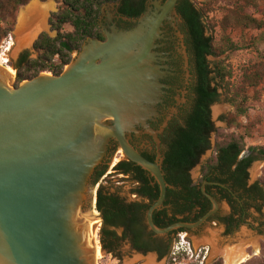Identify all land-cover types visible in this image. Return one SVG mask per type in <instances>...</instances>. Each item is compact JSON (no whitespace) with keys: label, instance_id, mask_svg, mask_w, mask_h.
<instances>
[{"label":"water","instance_id":"1","mask_svg":"<svg viewBox=\"0 0 264 264\" xmlns=\"http://www.w3.org/2000/svg\"><path fill=\"white\" fill-rule=\"evenodd\" d=\"M178 1L150 0L141 18L127 21L129 29L116 27L114 5L105 6L100 18L105 41L86 40L60 76L41 74L16 86L17 73L14 76L0 66V264H97L100 256L108 254L101 243L103 217L96 210L92 175L107 158L112 140L121 149L107 159L110 166L101 185L134 201L136 185L116 175L114 166L125 157L150 173L160 195L148 209L146 222L157 236L178 229L195 233L218 211L219 204L205 193L213 209L200 220L157 228L153 214L162 208L169 186L161 162L147 160L129 143L135 137L137 149L151 151V143L158 142V134L177 114L175 105L183 102L177 96L159 127L151 126L161 117L159 106L168 89L163 81L172 74L167 65L171 59L163 50L172 42L177 54L184 55L176 26ZM209 63L213 69L215 60L209 58ZM214 139L215 133L212 146ZM249 154L245 150L242 156ZM263 163L252 164L250 184L258 182ZM198 169L192 171L194 180ZM222 208L227 212L225 204ZM249 222L250 229L245 226L231 238L212 226L197 234L180 233H186L192 260L207 245L205 264L217 256L233 264L237 248L264 239V207L260 213L251 210ZM117 255L121 264H165L167 259L137 254L126 243Z\"/></svg>","mask_w":264,"mask_h":264},{"label":"trees","instance_id":"2","mask_svg":"<svg viewBox=\"0 0 264 264\" xmlns=\"http://www.w3.org/2000/svg\"><path fill=\"white\" fill-rule=\"evenodd\" d=\"M31 1L0 0V44L12 34L19 10ZM55 1L59 5L58 12L52 14L49 24L51 30L56 32V37L52 38L48 34L40 35L33 46V50L38 54L36 59H30L27 51L20 54L17 61L12 64L17 71L16 86L42 73L60 76L65 67L71 63L73 54L81 51L86 40L104 42L100 17L105 6L119 4L120 15L129 20H137L146 13L148 0ZM220 3L225 5L221 7ZM216 5H219L220 10L223 11V18L219 23L210 20V13L214 11ZM249 9L260 12V18L249 14L247 12ZM176 13L183 21L181 29L185 35L187 52L194 58L191 72L195 74L197 81L192 83L191 89V93L194 94V109L190 113H181L179 118L164 131L163 142L169 145L163 155L161 166L169 188L183 186L181 195L185 208L182 210L191 211L198 194L197 187L190 186L188 172L200 163L201 157L210 149V136L216 132L210 120V106L220 101L219 90H223L225 102L233 106L235 110L222 118V121H225L229 127H239V118L245 117L248 112L249 92L254 91L257 97V88L264 83V61L248 66L244 70L241 84L232 86L229 82L230 72L225 70L222 63L216 64L212 69L209 58H220L230 51L240 49L227 34L229 31H256L259 34L252 40V46L258 49L260 45H264V0H208L202 3L196 0H180L176 6ZM67 27H70L72 31H67ZM218 27L223 33L219 39L216 37ZM215 151L216 155L211 157L204 169V179L201 182L211 181V176L218 175L215 179L217 181L225 184L234 182L236 186L245 187L252 164L258 160H264L262 147L249 148L250 154L240 158L245 148L236 140L217 146ZM143 156L151 162H156L154 155L145 153ZM109 166V163L103 162L92 175V185L98 186L96 210L103 216L105 222V228L102 229L101 234L104 233L107 238L114 239L117 238L115 230L124 227L125 234L121 239L125 240L132 235L135 249L144 254L150 253L152 250L139 245L141 236L137 230L139 224L144 223V212L150 205L144 201L126 204L117 195H110L107 188L100 184L102 178L107 175ZM114 173L128 176L130 182L138 183V187L132 190V194L137 193L144 200L150 199V202L158 200L159 185L154 178H147L149 173L142 167L130 161H121L114 166ZM153 182L157 190L155 194L151 186ZM249 192L252 201L262 202V205L257 207L260 213L264 207V188L261 183L256 182L249 187ZM207 210H204L194 221L185 220L183 223L197 222L209 212ZM153 222L157 228L164 229L177 221L172 219L169 223H164L158 220V215L155 214ZM101 243L103 245L102 240ZM169 252L170 249L159 253L158 260L167 257ZM109 253L113 254L111 251ZM214 264L223 263L218 261Z\"/></svg>","mask_w":264,"mask_h":264},{"label":"flooded vegetation","instance_id":"3","mask_svg":"<svg viewBox=\"0 0 264 264\" xmlns=\"http://www.w3.org/2000/svg\"><path fill=\"white\" fill-rule=\"evenodd\" d=\"M149 7H150V0L147 1V10L149 9ZM119 9H120L119 4H116L113 6V13L116 18L115 19L116 27L120 29H129L131 27V25L127 22L129 21V18L120 15ZM102 14H103V11H102ZM133 20L134 19H132L131 21ZM182 25H183V21L177 14V25H176L177 32L180 33L181 38H182L180 50H183L182 52L184 55L180 56L177 54L175 50V46H174L175 43H172V42L167 43L166 47L163 50L164 53H166L168 57L171 59V61L168 62L167 65L170 66L172 74L163 81V84L166 85L168 89L165 91L162 104L159 106L160 108L159 112H160L161 117L156 120V123H150L151 126L156 127V128L159 127V123L163 122V117L168 112L169 108L173 107L176 104L175 98L177 96L181 95L180 98L181 97L183 98V102L178 105H175L177 106L176 107L177 114L173 115V117L167 123V125L162 130V132L158 134L157 136L158 144L155 142L151 143V151L137 149V147L134 144L136 142L135 137H132V139L129 140L130 145L134 147L140 154L143 155L147 153L148 155H154L156 157V161H160L161 164L163 162V155L165 154L166 148L169 145L168 143L163 142L164 141L163 139L164 131L169 127V125L172 122L176 121L179 118L181 113H190L194 109V102H193L194 94L191 93V89H192V83L196 82L197 78L196 76H194L195 74L193 75V73L191 72L192 71L191 64H194V58L192 55H189L187 52L185 35L182 33V29H181ZM168 30L170 31V33L172 32V29L170 27H168ZM213 105L210 106V120L212 123L213 121H212V116H211V108ZM212 135L210 136V139H209L210 149L207 151V152L211 151V155L208 157V159L204 163H201L202 157L204 156L203 155L200 159V163L188 172L190 186L191 187L196 186L197 187L196 192L198 194V198L196 199V201L193 202L194 203L193 209L191 211L182 210L185 208V202L183 201L182 195H181V193L184 190L183 186L182 185H179L177 187L171 186L170 188L168 187L166 200L162 208L155 211L153 216L155 214L158 215V220H162L164 223H169L172 219L176 220L177 221L176 223H183V221L185 220L194 221L204 210L208 209L209 211H211L213 209L212 202L205 196V193H207L208 195L213 197L214 200L219 204V209L214 214V216L209 220L208 223L200 227L195 233L192 231H190V233L197 234L203 227L212 226L214 228L221 229L222 236L226 238H231L236 233L240 232L241 228L245 226L248 229L251 228V224L249 222L250 211L254 210L255 212H258L257 207L258 205H262V202L260 201L255 202V201H252V199L250 198L251 195L249 192V187L252 185L250 184V178L245 187H241L240 185L236 186L234 182L225 184L220 181H217L215 179H217L218 175L211 176V179H212L211 181L205 180L201 182V180L204 179V169L205 167H207L208 161L211 159L213 155H216V151L214 147L212 146V142H211ZM120 149L121 148L119 144L115 140H112L110 143L109 149H108L107 158L105 159L104 163L106 164L110 163V162H107V159L108 158L112 159V157L115 154L116 156L119 155ZM122 156L124 157V154H122ZM240 158H243V156L241 155ZM121 161H128V160L124 157V160H120L119 162ZM198 166H199V169L197 171L198 179L194 180L192 176V171ZM161 170L165 177V173L163 171L162 166H161ZM124 177L126 179L130 178L128 176L127 177L124 176ZM104 178H102V180ZM147 178L151 179L153 177L149 173L147 174ZM102 180L100 181V184ZM134 185H136L135 187H138V183H135ZM151 186L154 189L153 193L154 194L157 193L154 182L151 184ZM158 191H160V188L158 189ZM109 194L117 195L126 204H131L135 201L137 202L144 201L146 204L150 205L149 206L150 208L155 203V202H150V199L144 200V198L139 197L137 193H134L131 195L132 198L136 199L134 201H127L123 199L122 197H120L117 193L109 192ZM223 204L226 205L228 209L227 212L223 210L222 208ZM147 211L144 212V215H145L144 223L139 224L138 226L139 228H137V230L140 232V236H141L139 239V245L146 249L152 250L150 253L144 254L143 252L137 251L134 246V241H133L134 236L132 235H129L127 239L122 240L121 238L125 234L124 227L117 229V230H115L114 228H110L111 230L120 232V234L117 232V238H114V239L107 238L104 235V233L101 234V240L103 242L104 251H107L108 254H112V253H109L111 251L116 257H118L117 252L122 247V244L126 243L130 251H133V252H136L137 254H142L145 256H147L148 254H154L157 256V258H159V253H163L164 251L168 249L171 250L172 241H174L175 237L180 234L181 232L180 230H184V229L173 230L166 236H157L155 233H153L149 229L147 225V222H146ZM174 224H169V226L167 227H170L171 225H174ZM104 228H105V222L103 219L102 229Z\"/></svg>","mask_w":264,"mask_h":264},{"label":"rangeland","instance_id":"4","mask_svg":"<svg viewBox=\"0 0 264 264\" xmlns=\"http://www.w3.org/2000/svg\"><path fill=\"white\" fill-rule=\"evenodd\" d=\"M36 0H32L27 6L21 8L17 14V19L14 25V30L11 35L8 36L7 39H4L0 44V65L3 67H11L13 70L15 69L12 64H14L19 58L20 54L24 51H27L30 55V59H36L38 54L31 48V44L28 46L21 47L17 43L16 31L18 30L20 14L23 10L28 8V6ZM44 4H53L54 8L49 13L47 18V29L40 32L38 35L48 34L50 37L55 38L56 32L51 30V26L49 24L50 17L52 14L58 12L59 5L55 0H49L47 2H42L41 0H37ZM200 3L206 2L208 0H196ZM225 3H220V6L223 7ZM263 8V7H262ZM261 8V9H262ZM260 9V10H261ZM249 14H253L255 17L260 18V12H256L253 9H249L247 11ZM223 18V11L220 10L219 5L214 6V11L210 13V20L215 23H219ZM12 22V21H10ZM67 31H72L70 27L66 28ZM233 39V41L238 44L240 49L238 51H230L226 53L224 56L220 58H213L215 60V65L222 63V66L225 68L227 72H230L231 76L229 78V82L232 86H238L241 84L244 70L255 63H259L264 61V45H260L258 49L252 46V40L258 36V32L256 31H236V32H227ZM37 35V36H38ZM223 35L220 27L216 30L217 39L221 38ZM40 37V36H39ZM36 38V37H35ZM34 38V39H35ZM16 42V46H12L11 44ZM10 43V47H9ZM21 47V48H20ZM7 49H9L7 51ZM82 51V48H81ZM78 53L73 54V59L77 56ZM3 59H8L7 65H5L6 61ZM71 61V63H72ZM68 68L65 67L64 71ZM16 73L17 71L14 70ZM63 71V72H64ZM48 76H53L51 73H42ZM257 97L254 91L249 92V102L248 112L245 117L239 118V127H229L225 121H222V118L228 116L230 112H234V107L225 102V97L223 94V90H220L221 101L218 104H215L212 108V116L215 127V139H214V149L216 150L217 146L223 145L231 140H236L241 142L244 146L245 150H249L252 147H262L264 148V83L257 88ZM211 155V154H210ZM198 179V178H197ZM196 179V180H197ZM258 182L261 183L264 188V163L260 165V171L258 173ZM186 234V233H180ZM178 236L175 237L177 239ZM174 239V241H175ZM172 241V246L174 244ZM257 241L258 244V253H255V248L253 246L246 247V251L249 255V258L243 264H263L264 262V239L259 238ZM171 246V249H172ZM209 248L210 246H204ZM204 247H200L195 258L192 260L190 257H185V259L180 258L177 262H175L171 258V250L165 264H202V257L204 256ZM202 250V254L200 251ZM199 255L200 257H197ZM209 255V254H208ZM208 257V256H207ZM221 261L225 264V261L222 256L215 257L209 264H214L215 262ZM205 262V261H204ZM203 262V264H205ZM97 264H121L120 259L112 254H105L97 260Z\"/></svg>","mask_w":264,"mask_h":264},{"label":"bare ground","instance_id":"5","mask_svg":"<svg viewBox=\"0 0 264 264\" xmlns=\"http://www.w3.org/2000/svg\"><path fill=\"white\" fill-rule=\"evenodd\" d=\"M53 8H54L53 4H44L36 0L33 1L28 6V8H26L21 12L18 30L16 31L18 45L28 46L36 39L35 37H37V35L40 34L41 31L47 29V18L49 13L53 10ZM13 45L16 46L17 45L16 42L14 44L12 43L11 47ZM4 68L9 73L16 76V72L11 67H4ZM248 245L253 246L255 248V253H258L259 249H258L257 241H254ZM100 257L98 258V260L100 259ZM248 258L249 255L246 251V247L244 246L239 247L236 249V252L234 254L233 264H243L244 262H246Z\"/></svg>","mask_w":264,"mask_h":264},{"label":"built area","instance_id":"6","mask_svg":"<svg viewBox=\"0 0 264 264\" xmlns=\"http://www.w3.org/2000/svg\"><path fill=\"white\" fill-rule=\"evenodd\" d=\"M10 48V43H9V47ZM8 51V49H7ZM3 61H6L5 65H7L8 63V59H3ZM186 237V234H179L177 239H175L174 244L172 246L171 249V258L177 262L180 258L185 259V257H190L192 258V252L190 249V245L188 242H186L184 239ZM203 250L204 252V256L202 257V264L203 262L206 260L208 254H209V248L204 247ZM202 250L200 251V254H202ZM197 257H200L199 255H197Z\"/></svg>","mask_w":264,"mask_h":264}]
</instances>
